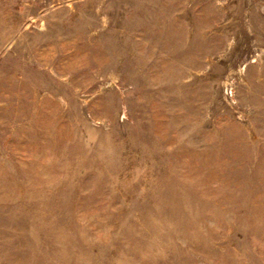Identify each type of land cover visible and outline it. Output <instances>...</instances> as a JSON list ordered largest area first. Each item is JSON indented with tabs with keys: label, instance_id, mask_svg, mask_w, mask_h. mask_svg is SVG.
<instances>
[{
	"label": "rangeland",
	"instance_id": "1",
	"mask_svg": "<svg viewBox=\"0 0 264 264\" xmlns=\"http://www.w3.org/2000/svg\"><path fill=\"white\" fill-rule=\"evenodd\" d=\"M0 264H264V0H0Z\"/></svg>",
	"mask_w": 264,
	"mask_h": 264
}]
</instances>
